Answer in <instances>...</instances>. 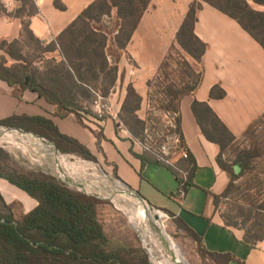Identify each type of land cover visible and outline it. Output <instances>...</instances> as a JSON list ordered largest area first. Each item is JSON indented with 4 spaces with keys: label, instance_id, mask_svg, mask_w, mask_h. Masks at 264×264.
Instances as JSON below:
<instances>
[{
    "label": "crops",
    "instance_id": "1",
    "mask_svg": "<svg viewBox=\"0 0 264 264\" xmlns=\"http://www.w3.org/2000/svg\"><path fill=\"white\" fill-rule=\"evenodd\" d=\"M30 1L36 13L28 18V5L19 0H0L4 11V14L0 12V41L21 40L22 20H28L33 37L47 47L96 0H58L64 9L57 8L55 0ZM195 1L199 8L194 34L206 49L200 62L192 59L199 67V81L193 92L181 99L178 109L182 141L194 163L192 171L187 169L185 161L178 163L191 184L183 196L178 195L179 181L174 171L153 162L152 156L142 154L134 146L130 133L109 117L98 121L91 115V119L81 120V124L73 115L58 114L56 108L37 93L25 91L17 98L12 89L0 81V123L12 117L41 118L51 123L60 135L84 146L94 157V163L103 166L108 174L150 207L166 211L173 220L181 221L202 240L204 250L231 256L234 260L228 264H264V242H258L256 246L246 244L244 232L225 226L215 206L216 198H220L229 186L232 173L221 168L218 160L227 164L225 151L219 143L205 137L192 110L195 102L206 105L229 132L233 142L237 141L264 114V48L236 20L209 5L208 0H150L131 39L121 50L124 55L118 63L127 67L126 54L134 61L135 69H130L129 74L142 82L140 92L136 91L142 97L149 80L157 75L168 48L175 43L180 26ZM48 54H53L56 63H64L58 51ZM109 61L108 57L110 66ZM121 91L125 93L124 89ZM116 96L117 93L109 99L119 111L123 100L121 97L115 99ZM199 111L200 115L204 114V109ZM78 114L85 116L83 111ZM19 124L5 128L40 137L52 143L60 153L53 141L41 137V133L49 134V131L45 133L43 125ZM140 155L146 160L144 164L138 158ZM0 197L7 205L15 202L24 212H30L36 206V201L2 178Z\"/></svg>",
    "mask_w": 264,
    "mask_h": 264
},
{
    "label": "trees",
    "instance_id": "2",
    "mask_svg": "<svg viewBox=\"0 0 264 264\" xmlns=\"http://www.w3.org/2000/svg\"><path fill=\"white\" fill-rule=\"evenodd\" d=\"M19 1L29 6L28 18L36 13L30 0ZM250 1L257 6L264 7V0ZM149 2L150 0H96L66 28L55 42L46 47V52L58 51L59 55L64 58V62L70 64V69L66 74L74 84L78 81L81 83L97 81L99 74L106 71L113 77L112 84H114L117 68L110 67L107 62L106 33L93 27V24H99L103 17H110L114 9L117 14L116 18L121 23L115 40L118 48L123 50L136 30L140 18L147 10ZM206 2L236 20L264 48V12L253 10L246 0H208ZM54 4L57 8L64 9L58 0H55ZM198 8L199 4L196 1L192 3L176 35L177 45L196 62H200L206 49L202 41L194 34ZM0 12L4 14L1 7ZM16 14L19 15V13ZM22 26L21 40L10 43L0 41V81L5 82L17 98H21L25 91L37 93L53 105L58 114L64 117L73 115L79 123L83 124L78 112L84 109L67 101L61 90L49 85V81L52 80L47 77V73H39L38 69L25 58L23 51L26 40L35 41L38 45L41 43L33 37L29 30L28 20H22ZM123 27L127 28L126 32L123 31ZM260 27L263 31L262 38L252 31ZM121 34H125V38L121 39ZM198 81L199 77L192 86L185 85L181 89L173 85L167 86L164 91L168 100L166 110L178 115L181 99L193 92ZM107 94L108 91H105L104 97ZM130 96H133V101L137 102L133 108L130 106ZM140 101V97L134 94L133 89L128 88L127 100L121 111L133 113L139 107ZM199 108L204 109L203 115L199 114ZM192 110L200 126L203 127L205 137L219 143L224 152L227 145L234 141L226 128L206 105L195 102ZM88 114L91 115V112ZM131 120L133 124L129 122L131 129L128 132L133 140H137L144 130V123L136 117H131ZM21 122L43 125L45 133L49 131V134L41 133V137L53 141L62 155L70 154L83 158L85 161L95 162L94 157L84 146L73 139L63 137L51 123L41 118L12 117L1 122L0 127H18ZM205 122L208 123L206 127ZM176 125V133L181 136L179 116L176 118ZM251 130L250 127L245 135L251 134ZM100 136L101 133L97 135V138ZM262 156L263 152L259 147H250L237 151L231 165L222 164L218 160L222 169L232 173V179L224 194L216 198V207L218 201L232 194L235 179L251 172L253 162ZM3 157L6 156L0 154V160ZM138 158L143 164L146 162L142 155ZM153 162L158 164L154 159ZM185 163L187 169L190 168L191 171L194 169V163L190 157ZM0 178L16 186L36 201L33 210L24 212L15 202L7 205L0 197L2 208L0 210V264H149L145 256L140 254L130 256L129 252L109 248V240L98 220L100 206L103 203L100 199L69 190L54 180L39 179L30 174L0 172ZM176 178L179 181L178 195L183 196L191 184L188 178L183 181L177 174ZM256 197L258 199L255 198L251 203L256 214L254 223H251L252 209L248 212L243 226L222 216L226 223L225 226L239 227L244 232V242L251 246H256L261 241L264 242V196L261 199L260 194H256ZM18 210L21 212L19 215H17ZM160 211L168 215L166 211ZM174 223L194 240L197 244V252L202 259L206 256L215 264H228L234 260L229 255H218L204 250L201 246L202 240L193 231L179 220H174Z\"/></svg>",
    "mask_w": 264,
    "mask_h": 264
},
{
    "label": "rangeland",
    "instance_id": "3",
    "mask_svg": "<svg viewBox=\"0 0 264 264\" xmlns=\"http://www.w3.org/2000/svg\"><path fill=\"white\" fill-rule=\"evenodd\" d=\"M247 1L253 10L259 12L264 11L262 10L264 9L262 6H257L250 0ZM116 16V11L113 9L110 17H103L99 24H93V27L106 33V53L110 60V67L115 66L117 68L114 84H112L113 77H111L108 71L100 73L97 81H90L89 83H81L78 81L75 84L72 83V81L67 78L66 74L68 71L67 69H70V64H66V62L63 63V61L62 63H56L53 54H48L46 52V47L38 45L35 41L26 40L23 53L25 58L38 69L39 73H47V77H50L52 80L49 81L51 87H57L58 90L64 93L67 101L73 102L84 109L83 113H85V116H80L82 121L87 118L91 119L89 116H91L92 113L88 115V112H91L90 107L95 97L94 94L98 92L104 97L105 91H108L107 96L104 98L111 99L112 95L117 93L115 99L118 98L119 100L121 97L123 100L117 118L118 126L122 125V128L128 131L131 129V124H133L131 117H136L144 123V130L147 129L149 131L154 128L155 131L159 132L164 130L169 115L173 113L172 111L166 110L168 100L165 97V88L170 85L178 89H181L185 85L192 86L197 77H199V67L192 61L189 55L180 49L175 41V43L171 44L168 48L157 75L149 80L146 85L145 94L140 97L137 92H140V85L142 82L140 80H134V77L129 74L130 69H135L134 61L129 54H126V59L128 60V62H126L127 67L125 68L123 63L120 65L118 63L120 56L124 55V53L118 48L117 41L115 40L120 31L119 26L121 25ZM123 29L124 32L127 31V28L123 27ZM252 31L262 38L261 35L263 31L261 27L254 28ZM124 35L121 34L120 38H125ZM118 66L121 69L119 73ZM71 68L73 72H75L74 68ZM132 85L135 89H133ZM128 88L133 89L134 94L141 99L139 107L137 110L133 111V113L130 111H121L127 100ZM122 89H124L125 93L121 91ZM130 101V106L132 108L137 105V102L133 101V96H130ZM251 129V134H243L237 141L227 145L224 159L227 164L229 163L228 165H231L237 151L250 147H259L263 152V156L253 162L251 172L243 177L241 176L235 179L232 194L218 201L217 205V209L221 216L227 217L232 222H237L240 226H243L250 209H252L251 223H254L256 214L254 206L251 205V203L255 198L258 199L256 194H260V198L264 196V115L254 122ZM144 130L141 133V137L138 138L139 140L142 139ZM0 154L6 156L0 160V172L30 174L39 179L45 178L54 180L56 183L61 184V186L69 190L83 193L85 196L90 195L95 198L97 197V199L103 201L100 206L98 220L109 240V248L129 252L130 256H137L140 254L146 257L149 264H157L154 259L156 256L159 258L160 254L162 255L163 253L157 250L156 254L154 253L155 250L152 248L155 245H153L152 248L149 247V242H146L144 236L137 229V225H134L129 220L125 212L126 208L130 209L129 207L136 210V207L134 208V205H132L134 200L129 198L133 196L131 194L133 193L132 191H130L131 195L127 191L124 192L123 198L120 194L113 195L111 193L112 190L108 191L110 195L115 197L114 199L106 198L99 194L83 192V190L80 189H84V191L89 189H85L82 186L75 174L74 167L79 163H84L85 159L73 155L61 154L60 156L55 154L51 149L42 148L39 145L35 146L27 139L18 138L16 135H0ZM92 164L93 165L89 164L88 166V171L90 173H94L91 166L97 170L103 171V174L114 183L113 187L116 189L118 187L117 191H125L123 187H120L116 179H114L115 177L108 174L103 166L100 167L96 163ZM102 180V176L97 174L91 175V178H88V181L92 183H95V181L102 182ZM115 188L113 190H115ZM124 207L126 208L124 209ZM148 209L153 214L164 213L150 207V205H148ZM0 210H2L1 206ZM18 211L17 215L21 213L20 210ZM164 214L165 215L162 214V218L156 221L162 228L163 235L166 236L167 242L170 243V247L167 246L168 248H164V252L166 256H169L171 264H215L206 256L202 259L197 252L198 248L194 240L174 223L173 218L169 217L166 213ZM149 220L142 221L147 228L150 227ZM148 230L145 231L144 234L149 237L150 242H153L152 234ZM154 255L155 258H153ZM179 257L181 261L178 260ZM159 263L162 264L161 262Z\"/></svg>",
    "mask_w": 264,
    "mask_h": 264
},
{
    "label": "built area",
    "instance_id": "4",
    "mask_svg": "<svg viewBox=\"0 0 264 264\" xmlns=\"http://www.w3.org/2000/svg\"><path fill=\"white\" fill-rule=\"evenodd\" d=\"M94 95L95 97L90 107L93 117L98 121H102L106 117H109V119L118 123L117 118L119 111L114 109V105L110 102V99L104 98L98 92ZM177 117L178 115L176 113H172V115H169V118L167 119L164 130L158 132L155 131L154 128L149 131L146 129L144 130L142 139H132V142L142 154H148L152 156L158 164L169 167L174 171L175 174L179 175L180 178L185 181L186 175L178 167V163L180 161H186L189 158V151L184 145L181 136L176 133ZM120 127H122V125H120ZM58 155L61 156V153H58ZM88 162L84 160L85 164L93 165L92 163H94ZM117 182L118 184L120 183L119 181ZM142 203H144L147 207L149 205L143 199ZM162 214L165 215L164 213Z\"/></svg>",
    "mask_w": 264,
    "mask_h": 264
},
{
    "label": "bare ground",
    "instance_id": "5",
    "mask_svg": "<svg viewBox=\"0 0 264 264\" xmlns=\"http://www.w3.org/2000/svg\"><path fill=\"white\" fill-rule=\"evenodd\" d=\"M12 136H15V135H12ZM15 139H16V137H15ZM27 140L30 141L31 143H33V145H35V146L39 145L40 147H42V145H40V143L35 141L34 139L33 140L32 139H27ZM88 166H89V164L79 163L76 167H74L75 174H76L78 180L80 181V183L82 184V186L85 189H87V188L89 189V190H86V191H84V189H80V190H83V192H86V193L99 194V195L105 196L106 198L114 199L115 197L110 195V193L108 192V191H111V190L113 191V189L115 188V187H113L114 183L111 181V179L107 178V176L105 174H103L104 173L103 171L97 170L93 166H91L93 168V170H94V173L97 174V175H101L103 180H102V182L95 181V183H92V182L88 181V178H91V175H95L94 173H90L88 171V169H89ZM95 189H97V190H95ZM117 189H118V187H117ZM117 189L115 188L116 191H117ZM123 193L124 192H120L119 191V194L122 195V198L124 197ZM120 195H118V196H120ZM129 198H132L134 200L132 205H134V208L136 207V210L135 209H131V207H129L130 209L124 207V209L126 208L125 212L127 213L129 220L134 225H137V229L144 236V238L146 239V242H149L148 243L149 247L152 248L153 245H155L152 248L153 250H155L154 251L155 254H156L157 251H160V252L163 253L162 255L160 254L159 258H157V256L155 258V255L153 256V258H155L154 259L155 262L157 264H160L159 262H161L162 264H171L169 256L168 255L166 256V253L164 252V248L170 247V243L167 242V238H166L165 235H163L162 228L160 227L159 223L157 222L159 218L163 217L162 213H154L153 214V213H151L149 211L148 207L144 203L140 202L137 198H135L134 196H130ZM120 200H122V199H120ZM124 202H126V201H124ZM149 218H150V220H149ZM147 219L149 220L148 221L149 225H150L149 228H147L142 223V221H145ZM147 230L152 234L151 236L153 238V242H150L149 237H147L144 234V232L147 231ZM178 260L181 261L180 257L178 258Z\"/></svg>",
    "mask_w": 264,
    "mask_h": 264
},
{
    "label": "water",
    "instance_id": "6",
    "mask_svg": "<svg viewBox=\"0 0 264 264\" xmlns=\"http://www.w3.org/2000/svg\"><path fill=\"white\" fill-rule=\"evenodd\" d=\"M0 135L1 136L16 135V136H18V138H21V139H32V140L34 139L35 141H38L40 143V145H42L43 148L51 149L56 154L59 153L57 148L52 143L47 142V141H45V140H43L40 137H37L35 135L23 133L21 131H18L17 129H9V128H5V127H0ZM119 184L121 185V187H123L125 189V191H120V192H126L127 191V192H129V194L131 193L129 191V189L125 185H123V183H119ZM111 193L113 195H117V194H119V191L113 190ZM131 194L133 196L135 195V198H137L140 202H142V199L139 195H137L135 193H131Z\"/></svg>",
    "mask_w": 264,
    "mask_h": 264
}]
</instances>
